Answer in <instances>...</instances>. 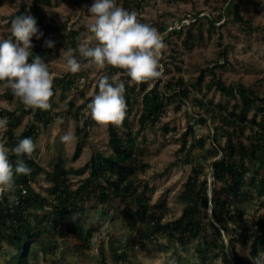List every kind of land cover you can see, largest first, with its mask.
<instances>
[{
    "label": "trees",
    "instance_id": "obj_1",
    "mask_svg": "<svg viewBox=\"0 0 264 264\" xmlns=\"http://www.w3.org/2000/svg\"><path fill=\"white\" fill-rule=\"evenodd\" d=\"M120 6L129 11H135L137 19L145 23L138 17L140 6L139 0H118ZM220 4L225 0H214ZM243 0H230L227 14L238 26H241L244 32L250 34L252 27L239 13L238 4ZM248 1V0H245ZM50 3V0H22L16 12L8 18L11 19L19 14H31L35 17L39 29L43 32L40 40L32 37V52L41 56V59L48 62L58 56V50L66 51L71 47L74 50L79 45V36L83 28L74 30L68 28L65 22L51 17L46 18L44 4ZM219 16V15H218ZM221 17V16H220ZM219 17V18H220ZM209 22L207 30L214 29V22ZM200 21L195 19L183 31L172 29L174 33L184 32V45H188L193 36L191 29L196 28L197 40H202L203 32ZM151 25V24H150ZM152 26V25H151ZM257 29V28H256ZM162 31V29H160ZM11 32L5 33L4 37H10ZM167 36V34H166ZM55 37L57 43L53 48L43 46L45 38ZM220 37V35H218ZM226 47L219 52V57L224 58ZM32 57H29L31 62ZM175 58H171L173 61ZM218 65L202 69L195 80L184 83L179 76L167 82L169 94L156 91L161 79L154 78L150 81L140 82L139 89L136 85L124 87V97L126 103L125 117L118 125L109 124L107 126L108 139L104 152H95L83 166L82 169H67L62 158H58L52 164L51 170L44 171V168L38 164V147L36 146L30 157H17L11 149L24 136H30L36 145L37 131L33 123H28L21 129H17L21 124V114L15 111L0 110V117H6V128L2 133L3 140L0 142L9 149V160L15 166L17 159H23L25 164L31 168L29 174H17L14 176V185L12 190L0 191V248L1 245L11 247L16 250L12 256L10 264H26V259L32 253V245L36 240L43 241L40 250L47 254L50 250V242L57 233L56 218L62 221L64 218H70L73 214H84L92 200L101 206L100 215L107 216L108 210L113 209L110 220L113 216H118L121 223L132 231L135 230L140 241L146 243L157 242L159 238H164L166 243L162 247L168 250L171 247L178 246L180 250L188 251L193 247L192 256L195 259L194 264H208L212 258L219 255L220 249L217 244L223 246L222 234L226 232L227 225H232L236 220H242L244 212L238 207H231L229 197L232 191H238L239 188L246 185L245 174L248 172L249 164L262 163L264 167V95H259L253 89L243 84L226 85L215 73ZM108 72L118 70L106 67ZM209 74L210 80L204 83L206 89H215L220 94L237 99L239 106L222 107L218 121L220 127H209L210 134L213 130L221 129V135L226 137L225 143L220 145L217 137L210 135L213 148H205L207 137H199L197 140L188 141L185 136L181 138L179 152L186 158L184 163L188 164L192 160L191 152L195 149L203 151L200 160L202 164L209 158H216L210 162L212 185L210 187L211 196L208 198V187L205 177H202L201 163H194L190 170V175L185 180L178 199L182 205L180 216L172 220H165L168 212L164 199L158 200L154 205H150L148 194L152 188L145 181L140 180L138 174L143 173L148 168L143 162V151L136 142V135L139 130L147 125L152 126L159 121L164 112L165 97L174 96L180 100H187L191 91L200 86L206 74ZM72 76L66 75V78L59 80L62 94L60 98L65 99L64 92H69L75 87ZM153 83L151 89L147 90L149 83ZM3 82H0V85ZM142 93L141 112L137 117L138 129L132 131L129 122V114L136 103V95ZM13 92L5 84L4 90L0 92V98L10 100L13 98ZM53 97V96H52ZM50 97V98H52ZM197 104L204 108V112L213 111L214 107L209 101L197 100ZM50 109L41 110L39 108L26 109L22 114H30L36 119L42 127H46L52 120ZM70 111V115L77 118L80 115L79 107H74L72 102L66 103V107L61 110ZM61 111V113L63 112ZM252 111L250 118L247 116ZM66 112V111H65ZM64 112V113H65ZM206 113V114H207ZM258 114L259 120H256ZM198 122L204 124L206 118L198 117ZM123 128L122 133L119 129ZM162 129L167 131V127L162 125ZM193 128L188 127L186 134H191ZM86 137V132L77 128L76 135L79 138ZM244 138L246 142H243ZM81 152V143L77 142L73 151V158H77ZM193 162V161H192ZM84 170H87V177L72 187L70 175L80 176ZM44 174L46 180L50 183V190L47 196L35 191L31 187V182ZM252 177L249 184L257 189L258 199L264 195V174ZM248 193H244L247 196ZM115 200V202H113ZM50 201L52 219L47 220L46 216L36 217L30 220V216L45 208ZM210 213V214H209ZM258 226L255 231L239 230L237 234H232L227 240L231 259L223 256L221 264H264V255L260 257V252L264 248V213L258 219ZM34 223V226L32 225ZM48 223V224H47ZM141 226V227H139ZM82 224L70 221L65 229H59L58 234L61 238L65 235L81 234ZM65 230V231H64ZM93 230H87L82 246L88 248L89 240ZM236 243L248 245L249 257L241 255L236 250ZM81 247V246H80ZM127 249H134L133 244H126L123 247L115 246V241L108 240L106 252L103 247L99 249L98 264H127L129 256ZM180 264H191L187 261H177Z\"/></svg>",
    "mask_w": 264,
    "mask_h": 264
},
{
    "label": "rangeland",
    "instance_id": "obj_2",
    "mask_svg": "<svg viewBox=\"0 0 264 264\" xmlns=\"http://www.w3.org/2000/svg\"><path fill=\"white\" fill-rule=\"evenodd\" d=\"M22 0H0V37H4L5 33L10 31L8 18L18 9ZM28 1V0H27ZM140 6L138 17L145 23L155 27L161 36L164 47L160 50L159 70L161 76L160 84L156 91L169 94L167 82L179 76L184 83L195 80L202 69L218 65L215 69L216 75L226 85L243 84L256 91L259 95H264V0H248L241 1L238 4L239 13L245 21L252 27L250 34L230 20L228 12L229 1L225 3L215 2L214 0H139ZM92 0H50V3L44 4L46 18L53 17L56 20L65 22L68 28L78 30L83 28L79 36V45L81 43L90 46L95 41H89L92 33L88 29L91 20L89 18L88 8ZM117 5L120 6L118 0ZM219 15V16H218ZM221 16V17H220ZM220 17V18H219ZM214 22V29L209 31V22ZM195 19L199 20V27L203 32L202 40L196 38V28H192L191 34L193 40L188 45H184V32L174 33L172 29L183 31L187 30ZM257 28V29H256ZM162 29V31L160 30ZM167 34V36H166ZM220 35V37H218ZM57 43L55 37H49ZM79 45L74 51V55L80 62V69L73 73L66 70L64 65V50H58V56L48 62V68L52 79L53 97L49 98L51 105L50 114L51 122L42 127L37 120L32 118L30 114H22L23 110L31 107L24 105L18 97L7 100L0 98V110L15 111L21 114V124L17 129H21L28 123H33L37 131L38 147L37 162L44 168L45 172H49L52 164L58 158H62L67 169L79 170L87 163L89 158L95 152H104L108 139L107 126L98 124L91 118L90 109L88 107L92 96L99 90L98 80L101 74L109 77L119 70L107 71V68L97 69L95 66L87 63L88 58L83 57L79 53ZM226 47L225 57H219V52ZM175 58L171 61V58ZM72 76L75 87L69 92H64L65 99H61L62 94L59 80L66 78V75ZM207 73L203 83L197 88L192 89L189 99L180 100L174 96L165 97L163 99L165 106L164 112L161 114L159 121L152 126L147 125L144 129L139 130L136 135V142L143 151V162L147 165L145 172L138 174L140 180L152 188L148 194L150 205H154L158 200L164 199L168 212L165 220H172L180 216L182 205L178 199L179 192L194 163H201L202 177L206 178L208 187V198L211 196L210 187L212 185L210 162L216 158H209L206 162L200 160L203 151L195 149L191 152V161L184 163L186 156L179 152L181 138L185 136L188 141L197 140L199 137H208L206 139L205 148H213L211 139L217 137L220 145L225 143L226 137H220L221 129L213 130L214 135L210 137L209 127H220L218 121L222 107H232L234 104L239 106L237 99L227 97L220 94L215 89H206L204 83L210 80ZM119 80L124 81L125 86L136 85L139 89V83L128 82V77L120 75ZM154 82L149 83L147 90L151 89ZM5 83L0 85V92L4 90ZM142 93L136 95V103L129 114V122L132 131L138 129L137 117L141 112ZM197 100L209 101L214 107L211 112H204V108L197 104ZM72 102L74 107H79L80 115L75 118L70 115V111H63L66 103ZM34 110V108H33ZM61 111H63L61 113ZM65 112V113H64ZM252 111L248 113L250 118ZM204 116L206 122L200 124L198 117ZM57 117L63 120L58 121ZM258 121V114L256 116ZM162 125L167 127V131L162 129ZM193 128L191 134H186L188 127ZM5 127H0V140L2 141V133ZM77 128L86 132V137L78 139L76 135ZM124 129L121 127L119 133ZM71 133L73 139L70 141H61L60 137L65 133ZM246 142L244 138H241ZM81 143V152L77 158H73V151L76 143ZM1 143V142H0ZM193 161V162H192ZM264 174L262 163L249 164L248 172L245 174L246 185L239 188L238 191H232L229 201L231 207H238L244 212L242 220H236L234 224L227 225V230L222 234L223 246L217 244L220 249L219 256L212 258L208 264H221L222 255L231 259L228 249V238L232 234H237L239 230L254 232L258 226V219L264 213V195L258 199L257 189L249 184L252 177H257L254 173ZM87 177V170H84L80 176L70 175L72 187ZM31 187L47 196L50 190V183L46 180L42 173L36 178L35 182H31ZM248 193L244 196V193ZM115 202V200L113 201ZM87 211L82 214H73L70 218H64L60 221L56 218L57 233L50 242V250L44 254L40 250L41 242L44 236L33 242L32 253L26 259V264H98L99 249L103 247L106 252L108 240L115 241L116 247H123L126 244H133L134 249H127L129 261L127 264H180L177 261H187L194 264L195 259L192 256L193 247H189L188 251L180 250L178 246L163 250L162 247L166 241L159 238L157 242H141L135 230L132 231L120 222L118 216H113L110 220V214L115 213L113 209L108 210L107 216H101L102 209L99 204L93 200L91 204L86 206ZM210 214V213H209ZM46 216L49 221L52 219L50 201L45 205L44 210L38 211L30 216V220L38 217ZM70 221L82 224L81 234L72 236L65 235L63 238L58 234L59 229H65ZM48 224V223H47ZM34 226V223H32ZM141 227V226H139ZM87 230H93L89 240L88 248L82 246ZM65 231V230H64ZM81 246V247H80ZM162 246V247H161ZM236 250L243 256L249 257L248 245L236 243ZM16 254V250L1 245L0 248V264H10L12 256ZM264 255V248L260 252V257Z\"/></svg>",
    "mask_w": 264,
    "mask_h": 264
},
{
    "label": "clouds",
    "instance_id": "obj_3",
    "mask_svg": "<svg viewBox=\"0 0 264 264\" xmlns=\"http://www.w3.org/2000/svg\"><path fill=\"white\" fill-rule=\"evenodd\" d=\"M91 23L88 25L95 41L91 46L79 45V53L88 58L87 63L97 69L111 67L118 69L109 77L101 74L98 91L92 96L88 107L91 118L98 124L118 125L125 117L124 81L145 82L160 77L159 57L164 47L157 29L137 19L135 11L117 5L116 0H92L88 8ZM10 37H0V82L9 86L19 100L31 108L48 110L49 98L53 96L52 79L48 65L41 56L32 52V37L37 40L44 35L35 17L31 14L15 15L10 21ZM55 41L43 40V46L53 48ZM69 47L64 52V65L69 72H77L81 65ZM32 57L29 62V57ZM58 121L63 120L57 117ZM6 126V117H0V127ZM61 141L73 139L65 132ZM36 145L30 136H24L11 149L17 157H30ZM9 149L0 143V191L12 190L14 176L29 174L31 168L23 159H17L15 166L9 160Z\"/></svg>",
    "mask_w": 264,
    "mask_h": 264
}]
</instances>
